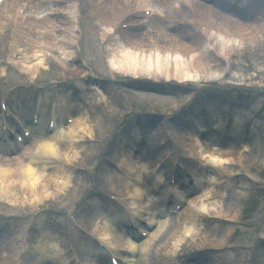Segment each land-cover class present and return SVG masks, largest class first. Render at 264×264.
<instances>
[{
  "label": "rangeland",
  "instance_id": "1",
  "mask_svg": "<svg viewBox=\"0 0 264 264\" xmlns=\"http://www.w3.org/2000/svg\"><path fill=\"white\" fill-rule=\"evenodd\" d=\"M37 4L41 8L40 11L49 9L47 3L37 2ZM237 6L239 9L242 8L240 4H237ZM237 14L242 16L240 12ZM33 17L41 18V13L33 14ZM257 19L264 21V16L257 15ZM168 21L175 25L172 19L169 18ZM180 24L179 26L176 25L177 30L184 29L187 26L186 23ZM50 26L52 32L51 23ZM50 26H46V30L50 31ZM2 31H5L4 28ZM95 31V36H91L93 40H83L80 47L79 62L83 65L84 73L68 77L63 74L60 62H70L72 60L73 50L70 46H65V54H62L60 50L52 49L44 52L45 57H39L34 48V40L38 36L34 31L28 29L26 21L23 22L21 32L17 33L16 37L19 52L11 51L5 38H2L0 42V50L2 49L5 52V58L1 59L0 57V95L2 96L0 101L5 98L6 92H8V95L18 96L26 91L25 87H29L28 91L34 90L39 94L42 90L46 91L51 87L57 88L56 82L66 80L63 89L70 95L73 104L79 103L84 107L82 109L86 111L84 119L88 120L86 126L92 134V137H90L91 142H88L83 148L77 147V165L93 168L100 161V158L104 157L112 162V165L114 160L115 165L127 171L128 174L133 173L131 171L132 163L129 162L128 157L132 147L129 143L132 136L137 137V140H142L140 145L143 148L148 147L151 149V147L160 145L164 139V135L161 133L162 127L166 124L163 119L166 114L172 117L167 123L169 135L180 144L186 140V124L189 113H200V119L205 122L204 125L207 128L213 127L217 128V132L221 131V123H226L228 120V116H226L227 97L223 95L221 89L216 87L218 76L207 80L211 86L206 87L204 93L198 99L191 98L192 95L189 91L171 88L169 85L159 87L160 89L156 90L157 92L130 94H128L129 92H118L120 87L115 84L100 83L95 85L90 78L98 77L97 75L100 78L112 79L105 71V61L111 55L112 47L107 48L109 45L102 44V40L105 41L103 28H96ZM211 39L215 45H222L223 41L212 33L208 36V41H211ZM25 43H27L26 47ZM253 48L254 46L244 52H235L237 60L235 73L240 76L234 80L238 87L230 93V96L235 99L236 108V122L233 124V130L231 128V135L234 133L238 137L241 133H245L243 132L245 126L249 128L245 139V142H248L246 144L247 150L242 152L241 169L222 168L216 162L212 164L220 173L219 178L222 186L218 190L219 197L227 198L223 202L224 207L229 209V213L224 219L229 220L231 223L228 226L225 224L223 226L218 225L216 221L214 223L213 220L223 214V209L218 201L206 202V198L202 197L197 207H193L198 215L196 217L189 215L187 222L180 225L181 235H183L185 228L189 229V233H185V237L181 238L183 241L174 243L169 240L167 241V247L159 253L162 257H171L175 253L180 255L189 253L187 256H182L180 264H256V261L262 259L261 256L264 255L262 253H259V255L258 253L252 254V248H249L251 250H245L248 248L251 239L254 238V232L242 236L243 232L248 231L251 227L246 223L251 222L257 235L259 234L258 230L264 226V103L262 104L260 100L261 94L264 95V42L260 43L257 49L254 50ZM33 56L42 59L43 63L38 66L39 70L36 73H29L26 68L31 70V66L38 61ZM207 57V66L212 70L222 65L209 53H207ZM87 70H92L94 74ZM122 74L125 76V73ZM120 79L121 77H117L115 80ZM241 79L246 80L244 86L241 85ZM81 86L85 87V92L89 93V98L86 100L82 99L79 90ZM156 88L154 87V90ZM50 95L54 98L51 93ZM73 95H77L79 98L73 97ZM130 117L131 120L125 124L120 138L118 140L113 139V133L126 118ZM79 137H82V135L79 134L77 139H80ZM237 137L236 142H238ZM187 141L185 147L184 143L182 146H177V152L170 147L160 155L155 154V161L169 154L172 157V154L175 153L189 156V153H191L190 143L189 140ZM105 146H107V149H105ZM122 146L125 147L119 151ZM71 154V152H67V155L71 156ZM194 156L198 157L196 154ZM172 161L166 162L164 168L166 177L170 173ZM138 165L143 168L146 166H142L139 162ZM72 169L74 170L72 175L66 174L51 181V192H48L52 194L50 198H43L31 207L33 217L37 218V224L34 227L37 233L31 235L37 240L38 244L43 246L47 260L52 262H55V258L59 255L62 256L66 250L71 251L70 248L73 252L88 257L90 251L95 248L94 241L99 235L97 232L105 227L106 222L112 220H109L103 214L101 202L102 200L105 201V198L102 199L100 193L95 195L91 194L89 190L82 192V189L84 187L90 189L95 181L100 185H104L105 192L119 194L122 193L123 189L121 176L103 166L89 172V176H86L77 166L72 167ZM94 174H97V176L93 177ZM233 174L243 175V178L236 180V182L230 181L229 176ZM209 178L212 181L216 179H213L211 175H209ZM161 181L162 177L160 176L157 182ZM59 186L67 190L66 193L58 197L55 188ZM48 193H42L39 196H45ZM57 206H63L70 210L66 218L60 212H56L57 215H55L53 212L46 211V208L55 209ZM0 212L7 217L0 216V223L4 224L2 227L4 232L0 233V247L2 249L0 257L2 259L5 256V248L14 250L17 247V251L21 249V244L25 241L24 233L27 227L23 224L17 226L15 217L9 215L7 210L0 209ZM204 212L207 213L205 215L208 217L207 219L200 215ZM11 214L14 215V211ZM45 216H47V219ZM74 219L78 220L79 223L74 224ZM237 222H240V224L235 225L234 223ZM164 224L159 235L166 232L170 226L167 222ZM218 226L222 228L220 232L215 230ZM17 228H21L18 230L19 232H15ZM8 232L10 233L8 234ZM89 237L93 242L88 241L87 238ZM65 240L70 242L69 245H66ZM154 244L155 240H152L146 249L139 253L137 257L139 264H148V260L154 252ZM222 244L228 245V247L239 246L241 251L230 254H227V251L218 254L212 253L214 252L212 250L219 249ZM23 252L24 250L21 258L30 264L29 252ZM14 260L15 257H13ZM179 263L177 261L173 262V264ZM261 264H264V262Z\"/></svg>",
  "mask_w": 264,
  "mask_h": 264
},
{
  "label": "bare ground",
  "instance_id": "2",
  "mask_svg": "<svg viewBox=\"0 0 264 264\" xmlns=\"http://www.w3.org/2000/svg\"><path fill=\"white\" fill-rule=\"evenodd\" d=\"M60 1L61 0H3L0 9V28L4 27L5 21L11 20V14H18L16 16L18 32L21 28L23 14L27 13L29 14L28 29L34 31L38 36V38L34 40L35 53L41 48L45 49V51L52 49L60 50L62 54H65V46L68 44L75 46L77 36L75 35V23L73 22L75 18L69 13H64L68 11V7L63 9L59 8ZM75 1L80 3L78 7H80L83 12L89 11L86 13L88 18L84 19V23L79 27L84 36L88 33L91 34V32L93 34L96 32V28H103V33L113 31L114 28L120 24L124 16L127 17L125 23H133L132 25L136 26L139 18L138 8L143 3L152 2V12L154 13L153 20H156L154 21L156 23L153 24V21H151L146 30L135 29L127 32L124 40L118 42L116 46L114 45L112 54L108 59L112 69L126 73L127 75H142L152 80H158V77H161L164 81L177 79L181 82H186L191 79L192 72H194L199 80L214 79L216 76L220 77L225 73L226 65L222 64L217 69L215 68L213 70L207 66L208 57L203 46V40L207 38L210 33L223 40L222 45L219 46L222 50L225 49V45L232 46L231 48L236 52H244L251 49L253 46L255 50L259 47L260 43L264 42V22L257 19L258 14H264L262 9L263 5L261 4L260 7L259 2L256 0H243L245 3V12L243 13L245 21L234 19L232 15L229 14V12L235 10L231 7L227 8L229 5L225 4V0H216L218 3L216 9L210 8L207 0H203L204 3L200 0ZM37 2L52 4V9L40 11L41 8H39ZM39 12L41 13V18H34L33 14L36 15ZM223 12L226 13L224 14ZM25 17H27V15ZM169 18L173 20L175 25L168 21ZM50 23L53 24L52 32ZM180 23H186V28L177 30L175 27ZM46 26H50V31L48 29L46 30ZM119 32V30L116 31V33ZM16 44L17 42L15 41L13 43L14 48H16ZM33 58L38 61L31 66V70L26 68L29 73H36V71L39 70L38 66H41L43 63L42 59L36 56H33ZM60 64H62L61 68L65 76L72 77L76 74L79 75L83 73L82 66L77 64L76 59L70 62H60ZM154 87L157 88L154 90ZM134 89L141 93H150V91L157 92L156 90L160 88L154 85H143L141 87H134ZM28 98L29 97H26L23 98L21 102L19 101L17 110H13V112L16 117L25 120L29 125L28 119L29 116H31L30 109H32L34 105L29 103V99L31 98ZM47 100L48 99L45 97L43 103L39 104L38 102L36 105V109L39 110L38 129L43 128L40 131L41 134H35V130H33V134H31L30 138L26 141L27 146L23 152L15 154L10 160L0 161V196L10 199L12 204L16 206L17 212L21 211L27 215H29L30 208L34 206L36 202L52 196V194L48 193L52 187L51 181L66 174L72 175L74 173L71 161L78 159L77 147L83 148L90 142L89 136L91 137V132L89 129L87 131L84 125L83 113L78 109H76L74 114H68L73 118L72 126H59L54 128L55 132L52 135L46 134L45 128L47 127L48 117L52 119L55 118L56 124L63 122V115L61 112L58 113V111L48 107V109L50 108V113H47V109L45 110V102H47ZM54 104L55 103H52V107H54ZM79 134H81L82 137H79L80 139L77 140ZM219 134L214 131V128H211L206 133L204 132L202 134L204 138L199 140V142L197 138H195L194 141L190 140L191 145L194 142L196 145L201 143L207 147L206 149L209 157L213 159L212 162L217 158V161L223 165L228 163L240 164L242 160L241 152L245 150V147H239L238 143L231 142L230 140L228 147L225 150H221L216 144H211L218 140ZM205 135L210 138H206ZM226 143H228V141ZM136 144L134 146L139 156H132V159L135 158L137 161H144L143 158L146 157L149 173H153L156 168L155 164H157V162L154 161L155 156L152 155L149 148L139 151L140 147ZM219 145L222 146L223 144L220 143ZM1 146H3L4 150L9 149L5 145L1 144ZM67 152H71V156L67 155ZM133 170H135V168ZM196 172L193 171L192 173L194 177L201 175L203 180L206 181L205 186L200 182L198 185L199 188L205 190L209 189L204 197L206 198V202L218 201L220 207L223 209V214L220 215L221 217H218L216 222L221 226L224 224L227 225L224 217L228 215L229 209L224 207V202L227 198L223 199L219 197L218 190L221 188L219 183V171L213 166L208 168V175H211L213 179L216 178L213 181L210 180V178H204L203 175L205 174L200 170ZM141 178H143L144 181L147 178L153 180L151 175L147 178L142 175L139 179ZM240 178L242 179L243 177H231V180L236 182V180H240ZM143 189L140 183H136V185L125 183L122 189L125 194L124 196L131 200L130 204L134 205L135 203L136 208L141 211L144 209L142 205L144 200ZM66 190L60 186L56 187V196L59 197L63 193H66ZM174 191L177 194H181L180 199H184L188 205L178 216L170 220V226L166 232L159 235L162 227L165 225L161 224L158 231L156 230L157 232L155 231V233L152 232L148 235L147 242L142 245V250H145L147 245H149L152 240H155L152 258L153 255H157L167 247V241L170 240L174 243L183 241L181 238L185 237V235H181L182 231L180 225L187 222L189 215H197L193 207H195L200 200L198 199V190H185L179 186H175ZM42 193L48 194L39 196L42 195ZM167 198L166 194H158L157 199H160L157 201L158 206L165 208L171 204L170 201L166 203ZM109 228L108 232L112 236V239H110L113 244L115 243L118 247H124L123 241L127 239L125 237L126 234H131L125 229L124 223H114V227L111 226ZM221 229L220 226L215 228L217 232H220ZM121 232L123 233L121 234ZM185 233H189L188 228H185L183 231V234ZM193 238L191 237V239ZM260 238L262 241L258 242L257 250L263 255L264 233L260 232ZM156 248L157 250H155ZM1 250L0 248V251ZM224 251L228 253L229 247L225 246L223 250L218 253ZM261 257L262 259L258 261V264L264 262V255ZM6 259L11 258L7 255ZM102 261L103 258L98 252L94 255L91 264L102 263ZM64 262L65 260L62 264H64ZM46 263H49V261H41V263L36 264ZM2 264H11V261L2 260Z\"/></svg>",
  "mask_w": 264,
  "mask_h": 264
}]
</instances>
